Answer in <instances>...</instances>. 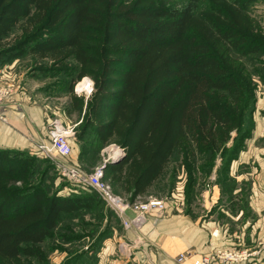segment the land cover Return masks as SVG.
<instances>
[{"label":"trees","instance_id":"16d2710c","mask_svg":"<svg viewBox=\"0 0 264 264\" xmlns=\"http://www.w3.org/2000/svg\"><path fill=\"white\" fill-rule=\"evenodd\" d=\"M261 1L0 0V60L31 56L77 109L75 84L93 81L94 103L75 132L80 155L123 149L106 175L131 203L178 170L193 191L197 173H211L218 157L219 173L232 177L252 137L256 78L264 82L256 68L264 30L252 8ZM55 178L47 159L0 148V264H50L54 238L74 248L61 264H96L121 228L97 192L59 194Z\"/></svg>","mask_w":264,"mask_h":264},{"label":"crops","instance_id":"0c3cea01","mask_svg":"<svg viewBox=\"0 0 264 264\" xmlns=\"http://www.w3.org/2000/svg\"><path fill=\"white\" fill-rule=\"evenodd\" d=\"M0 112L7 118L0 119V148L29 152L50 143L48 128L62 116L51 117L49 104H38L24 87L0 104ZM254 121L251 144H246L230 170L232 177L250 185L245 198L237 190L231 206H225L220 203V188L214 184L205 195L208 211L203 215L195 216L167 202L166 210L148 214L140 229H125L118 218L121 228L113 227L96 264H198L217 251H238L246 256L229 264H264V114L257 118L255 113ZM66 189L64 195L69 194ZM127 216L132 217L133 212ZM182 254L181 263L178 257Z\"/></svg>","mask_w":264,"mask_h":264},{"label":"rangeland","instance_id":"374dc122","mask_svg":"<svg viewBox=\"0 0 264 264\" xmlns=\"http://www.w3.org/2000/svg\"><path fill=\"white\" fill-rule=\"evenodd\" d=\"M252 14L258 20L260 26L264 30V0L258 2L253 6ZM1 60L0 65L2 66H0V97L3 100L2 104L6 99L12 96V94L16 93L17 90L22 91V88L24 87L25 92L33 95L38 104H49V115H51V117L55 118L62 115L58 119L60 121L62 119L64 122H61L64 125H70L73 129V132H76V128H81L83 123H85L86 119L89 116L90 105L91 103H94V100L92 99L94 96L95 88L93 81L90 78L85 77L75 84L73 92L77 96V99L81 100L82 102L80 107L77 109L76 105L72 103L74 102V95L64 91V89H61V87L50 89V84L57 79L50 76L49 74H44V72L41 70L35 69V63L34 61H32L31 56L27 55L13 61H6L5 59H3L4 63H2ZM259 61L263 63H257L256 68L264 70V57H259ZM256 81L258 84L257 95L259 97L256 104V115L257 118H261V115L264 114V82L259 79V77L256 78ZM82 82L84 84L81 88H79L78 85ZM56 113H59V116ZM0 115H2L1 112ZM2 116L5 117L4 115ZM5 119L7 121L6 117ZM71 138L73 139L74 144V152L73 156L71 157V161L78 164L88 174L95 172L98 167H101L105 164V161L117 155L118 152L116 151L121 150V148L116 145H110L103 149L96 150L97 152H94L95 150H93L89 155H85L82 158V156L80 155V144H78V141L75 138V134L72 135ZM248 141L247 144H251V140L249 141V143ZM33 155L40 158V156L37 154ZM122 156L123 155L120 154L118 158H121ZM44 159H47L54 167V172L56 174L54 186L56 190H58V193H66L67 189H65V187L68 189L73 188V185L69 181H67V179L63 176V173L58 169V158L54 155H50L46 156ZM222 161L223 158H216V167H214L211 173L204 171L197 173V180L196 184L193 187V191L189 188L190 182L188 181L186 171L178 170L177 177L172 183L171 178L169 179V176L166 179L167 181L164 188H162L161 190L155 189L151 192V194L144 197L143 199L139 198V200L147 201L152 197H156L165 200L170 204H177L179 207L183 208V211H185V209L190 210V212H192L195 216L203 215L208 211L207 207H205V195L208 190H210L213 185L216 184L220 188V192L223 198L220 203L222 202V204L225 206H231V201H233L234 198L236 199V197L233 196L234 193L238 190V196L243 195V197L245 198L249 194L248 188L250 187V185L244 181L238 180L235 177H230L224 172L220 171L219 173L218 167L221 166ZM45 166L46 165H44V168ZM106 170L107 167L105 168L103 178L104 182L111 187L110 190L112 191V194L114 193L115 195L121 196L123 199H125V201L130 202L127 195L117 192V188L113 187L110 180L107 178ZM243 171L246 172L247 169H243ZM217 176L220 177L221 184L216 183ZM237 202L238 201L236 200L234 201L235 204ZM181 204H183L184 207ZM54 240L58 242L60 241L59 249L51 248ZM62 241L64 240L61 238H54L50 241V244L46 246L45 251L46 253H48L50 264H61L67 256V251L72 250L73 247L71 246V244L67 245L66 243H62ZM87 242L88 241H86V243ZM86 243H84V246L86 245ZM65 249H67V251H64ZM63 255L65 257L63 260H61Z\"/></svg>","mask_w":264,"mask_h":264},{"label":"built area","instance_id":"2783aa9c","mask_svg":"<svg viewBox=\"0 0 264 264\" xmlns=\"http://www.w3.org/2000/svg\"><path fill=\"white\" fill-rule=\"evenodd\" d=\"M0 97V104L2 103ZM0 119L6 121L5 117L0 115ZM50 143H42L37 150L31 151L33 154L39 155L41 158L46 156H55L58 158V169L63 173V176L73 186L88 187L99 193L107 206L115 213L122 221L125 229H140L145 222L146 217L151 212H163L167 208L165 200L152 197L147 201L136 200L134 203L127 202L121 196L112 194L110 186L104 182V172L108 162L118 159L120 154L124 155L123 149L118 150L117 155L111 157L105 164L98 167L95 172L88 174L78 164L71 161L74 147L71 136L75 134L70 125H64L59 119L53 121L48 128ZM115 146V145H113ZM133 212L132 217H128V212ZM264 247V244H263ZM239 258H246L242 252L238 251H217L214 256L202 257L198 264H229V261H237ZM184 255L178 257V262H183Z\"/></svg>","mask_w":264,"mask_h":264},{"label":"bare ground","instance_id":"6f19581e","mask_svg":"<svg viewBox=\"0 0 264 264\" xmlns=\"http://www.w3.org/2000/svg\"><path fill=\"white\" fill-rule=\"evenodd\" d=\"M83 84H84L83 82L80 83V84L78 85V87L81 88V87L83 86Z\"/></svg>","mask_w":264,"mask_h":264},{"label":"water","instance_id":"95a60500","mask_svg":"<svg viewBox=\"0 0 264 264\" xmlns=\"http://www.w3.org/2000/svg\"><path fill=\"white\" fill-rule=\"evenodd\" d=\"M112 161V160H111Z\"/></svg>","mask_w":264,"mask_h":264}]
</instances>
